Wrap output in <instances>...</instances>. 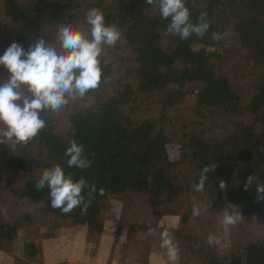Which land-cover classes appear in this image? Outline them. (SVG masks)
<instances>
[{
  "label": "trees",
  "instance_id": "1",
  "mask_svg": "<svg viewBox=\"0 0 264 264\" xmlns=\"http://www.w3.org/2000/svg\"><path fill=\"white\" fill-rule=\"evenodd\" d=\"M185 2L194 23L207 13L205 35L182 40L167 33L169 21L146 0H0V54L13 41L27 48L40 37L55 46L58 28L66 23L88 34L85 14L92 8L121 31L114 46L103 47L96 89L58 112L44 113L45 127L29 141L0 143V253L11 254L19 234L24 237L22 255L12 256V264L41 258L43 228L48 237L63 227L103 232L111 200L122 204L117 233L125 227L130 240L139 229L137 245L146 255L153 236L167 229L182 264H223V244L210 246L207 238L220 236L215 220L225 205L234 204L241 214L229 227L232 258L245 250L247 264H264V200L256 191L264 184V0ZM214 33L221 39H213ZM226 37L263 71L247 102L228 76L217 72L219 52L207 50L219 49ZM6 77L0 66V78ZM72 140L84 146L88 168L67 167L65 150ZM174 145L172 158L167 146ZM209 163L216 167L205 190L197 192L200 171ZM55 164L87 181L84 202L70 213L51 207L47 187H35L45 168ZM236 170L253 185H235ZM194 205L207 211L193 217ZM165 217L176 218V225L165 224Z\"/></svg>",
  "mask_w": 264,
  "mask_h": 264
},
{
  "label": "clouds",
  "instance_id": "2",
  "mask_svg": "<svg viewBox=\"0 0 264 264\" xmlns=\"http://www.w3.org/2000/svg\"><path fill=\"white\" fill-rule=\"evenodd\" d=\"M146 3L158 5L161 18L169 21L167 33L182 40L193 34L203 36L210 27L205 19L207 13H201L198 21L193 22L185 0H146ZM85 15L88 34L74 24L66 23L58 28L55 46L40 37L27 48L21 42L13 41L0 54V66L7 72L6 78H0V143L29 141L45 127L44 113L58 112L71 99L82 98L99 86L103 47L114 46L121 31L106 23L104 13L99 9H89ZM213 39L219 40L221 36L214 33ZM69 144L65 150L67 167L88 168L91 161L84 154V146L75 140ZM215 167L214 163L202 167L195 191L205 190L209 173ZM225 186L221 181L220 188ZM35 187L38 190L47 187L51 207L70 213L84 202L87 181L83 177L74 179L71 173H66L64 166L55 164L45 168ZM95 190L92 186V191ZM256 191L257 199L264 200V184L258 183ZM206 211L207 206L194 205L192 215L198 217ZM240 214L238 207L229 203L222 210L220 222L227 229L237 224ZM152 232L153 229L149 228L148 233ZM207 243L220 246L222 240L219 235L211 233ZM160 246L166 249L169 261L177 260L179 248L167 229L160 232Z\"/></svg>",
  "mask_w": 264,
  "mask_h": 264
},
{
  "label": "rangeland",
  "instance_id": "3",
  "mask_svg": "<svg viewBox=\"0 0 264 264\" xmlns=\"http://www.w3.org/2000/svg\"><path fill=\"white\" fill-rule=\"evenodd\" d=\"M208 51L216 50L221 59L217 61V72L228 76L233 88L237 89L244 102L252 96L255 91L259 76L262 70L256 69L252 62L246 58V54L239 48L237 43L226 37L223 45L219 48H207ZM189 100L192 96H189ZM257 132L261 131L260 125L256 126ZM169 157L175 158L177 146H167ZM261 150L264 160V135L261 136ZM250 181V183H249ZM233 183L235 185L251 186L252 181L238 176V171L233 173ZM122 204L120 201L111 200L109 203L107 218L104 230L97 233L87 226L63 227L54 237H48L45 228L40 233V244L42 248L41 258L38 264H182L180 253L176 261H169L166 249L160 246V234H156L151 241L150 250L145 255L141 250L142 246L137 245L142 238L139 229L128 240L126 229L123 226L117 233L118 226L121 225ZM141 218L140 222L142 221ZM148 220V219H147ZM168 226H175L177 219L165 217L162 220ZM216 232L222 234L223 264H247V254L241 251L237 260L232 258L230 229H225L221 224V217L215 220ZM139 222V223H140ZM23 234L13 244L11 254L0 253V263H13L12 256H21L23 251ZM173 238V237H172ZM137 242V243H136ZM146 256L145 260L142 256ZM142 257V258H141ZM235 260V261H234ZM145 261V262H142ZM34 263V264H36Z\"/></svg>",
  "mask_w": 264,
  "mask_h": 264
}]
</instances>
